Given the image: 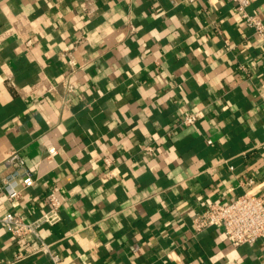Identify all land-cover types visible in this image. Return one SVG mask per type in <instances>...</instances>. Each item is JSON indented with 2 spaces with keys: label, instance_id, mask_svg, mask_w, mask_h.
<instances>
[{
  "label": "crops",
  "instance_id": "crops-1",
  "mask_svg": "<svg viewBox=\"0 0 264 264\" xmlns=\"http://www.w3.org/2000/svg\"><path fill=\"white\" fill-rule=\"evenodd\" d=\"M93 2L86 17L82 0H0V182L19 170L9 150L35 178L0 191V210L34 218L57 186L60 220L40 236L58 264H264V239L192 229L211 203L264 194V42L229 0ZM246 10L264 22V0ZM71 58L83 68L70 76ZM184 109L199 118L179 127ZM37 248L0 223V264H53Z\"/></svg>",
  "mask_w": 264,
  "mask_h": 264
},
{
  "label": "built area",
  "instance_id": "built-area-1",
  "mask_svg": "<svg viewBox=\"0 0 264 264\" xmlns=\"http://www.w3.org/2000/svg\"><path fill=\"white\" fill-rule=\"evenodd\" d=\"M235 5L236 11L241 22L247 28L253 31L256 39L264 42V22L258 14L248 13L246 8L253 0H229ZM83 12L86 17H91L95 12L93 0H82ZM85 36L78 35L77 40L73 42V48L77 44L84 43ZM27 48V43L25 44ZM70 52L61 54L63 57ZM68 74L71 76L79 69L83 68L77 64L74 59H69ZM77 65V66H76ZM70 76L65 75L60 80V85L64 92L70 94L75 89V81ZM199 118L198 111L184 109L177 120V126L185 127L194 124ZM208 143L211 141L208 139ZM144 151H150V146H141ZM57 147L50 145L46 148L44 159L49 162L54 160L57 154ZM109 154V153H106ZM101 178L111 180L114 177V161L109 155L102 157ZM6 164H15L18 171L5 176L0 182V191L6 193L9 199L17 198L20 192L30 187L34 182V176L26 168L22 156L16 150H9L4 157ZM252 177L243 180L245 185L253 184ZM57 186H51L45 199L48 208L38 216L28 219L27 217L13 211L0 210V223L15 238H21L31 235L38 241L36 251L48 255L53 264H58L59 254L54 251L49 243H46L40 236V229L43 225L52 226L60 220V209L62 201L57 196ZM217 227L227 238L231 246L236 247L242 244H251L259 239H264V194L256 191H243L233 199L211 203L192 217V229L195 233L204 230L207 227ZM27 254L21 253L15 256V260L24 258Z\"/></svg>",
  "mask_w": 264,
  "mask_h": 264
}]
</instances>
